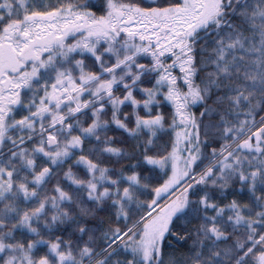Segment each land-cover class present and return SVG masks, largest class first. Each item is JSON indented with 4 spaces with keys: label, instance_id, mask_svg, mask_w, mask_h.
Segmentation results:
<instances>
[{
    "label": "snow or ice",
    "instance_id": "1",
    "mask_svg": "<svg viewBox=\"0 0 264 264\" xmlns=\"http://www.w3.org/2000/svg\"><path fill=\"white\" fill-rule=\"evenodd\" d=\"M0 264H264V0H0Z\"/></svg>",
    "mask_w": 264,
    "mask_h": 264
}]
</instances>
